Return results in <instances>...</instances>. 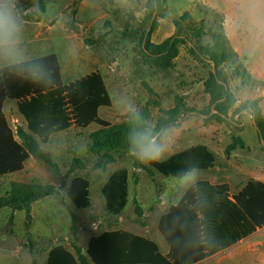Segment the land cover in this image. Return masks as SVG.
<instances>
[{"label": "rangeland", "instance_id": "rangeland-1", "mask_svg": "<svg viewBox=\"0 0 264 264\" xmlns=\"http://www.w3.org/2000/svg\"><path fill=\"white\" fill-rule=\"evenodd\" d=\"M150 5L151 0H114L113 4L107 0H84L79 5L74 0H16L18 20L33 23L37 17L41 23L35 33L25 37L26 49L34 50L35 47L43 55L57 54L66 84L95 71L102 74L112 101L111 107L100 110L103 120L117 125L124 122L129 113L148 112L151 115L150 128H154L162 111L174 108L181 97L188 112L177 126L167 129L170 145L163 161L179 151L206 145L217 159L216 168L211 174L195 172L194 179L168 180L160 175L151 179L144 170L134 168V159L129 156L128 149L110 152L109 157L89 152L90 136L99 130L98 125L86 129L72 127L54 135L44 150L59 166V173L44 162L30 159L22 171L0 178V197L11 191L13 183L50 184L58 189L56 195L34 205L29 231L25 211L16 212L13 223L10 222L11 209L0 211V249L4 246L26 249L27 264L31 258L38 264H47L49 251L58 245L73 250L76 243L86 253L90 239L107 229L120 228L148 235L147 213L150 207L155 206L154 202H162L163 198L173 202L178 200L179 193L184 194L180 188H188L197 180L209 177L221 182L226 181L229 174L231 177H239L240 174L242 178L243 165L247 174L264 173V147L258 129L250 115L237 112L242 102L255 96V86L242 84L232 75L231 67L225 66L230 77V89L238 103L229 112L226 122L208 123L216 111L206 114L210 109V97L205 92L204 83L213 67L191 53L198 29L204 32L201 43L205 46L213 44L210 31L215 29L218 20L205 11L238 13V19L242 20L239 25L245 21L243 29L248 33L249 43H252L256 35L252 25L264 27V0H167L165 19L160 20L159 28L152 34L154 44H162L174 35V21L186 13L191 18L183 23V35L190 42L179 47L180 55L174 61V68L165 71L143 64L138 44L124 36L133 23L129 16L143 19ZM102 36L105 40L100 45L86 42L95 43ZM262 44L260 51L250 53L260 60L264 53V42ZM0 61L3 66L10 62L2 56ZM8 103L6 111L11 127L15 131L18 127H26L16 104ZM234 138L242 139L244 145L239 144L227 157L225 151ZM232 156L235 158L231 161ZM76 158L81 159L86 167L69 173ZM120 169H127L130 174V201L122 216L114 217L106 208L102 191L110 176ZM134 173L140 177L138 184ZM76 179L90 183L91 206L86 210L77 209L69 198V190ZM137 205L143 209V217L136 214ZM72 214L77 217L75 232Z\"/></svg>", "mask_w": 264, "mask_h": 264}, {"label": "trees", "instance_id": "trees-1", "mask_svg": "<svg viewBox=\"0 0 264 264\" xmlns=\"http://www.w3.org/2000/svg\"><path fill=\"white\" fill-rule=\"evenodd\" d=\"M84 0H75L79 5ZM110 4L114 0H107ZM199 1V0H194ZM167 0H151L149 10L143 19L130 15L133 22L124 36L139 46V56L145 65L158 70H171L174 61L180 55L179 47L188 44L183 23L190 20L188 13L180 20L174 21L175 33L162 44L152 42V34L159 28L160 20L165 19ZM218 20L215 29L210 31L213 44L205 46L200 38L204 32L198 29L194 35L195 46L191 53L199 61L210 63L213 70L204 83L205 92L210 97V109L206 114H212L207 122H226L229 112L236 107L238 101L230 89V77L225 66L231 67L233 76L242 80L246 86L264 87L246 69L238 54L231 48L223 22L224 17L214 11H205ZM105 37H100L95 43L100 45ZM215 66V69H214ZM16 101L20 114L27 122V129L18 127L14 132L3 111L4 102ZM112 105L109 93L102 75L94 72L68 85L62 80L61 66L56 55L45 56L7 67L0 66V178L20 172L26 162L35 159L46 163L59 173V166L42 146L50 143L52 136L65 132L72 127L86 129L92 124L99 130L90 136L89 152L96 156L109 157L113 151L128 149L127 140L136 127L150 128L151 115L148 112L139 113L142 118L134 122V113H129L124 122L112 125L99 117L101 107ZM246 111L252 117L258 134L264 139V116L258 100H247L240 104L237 112ZM188 112L184 100L179 97L174 108L163 110L153 133L177 126L181 117ZM244 145L240 138H234L226 149L227 157ZM264 150V149H263ZM215 155L203 145L192 147L174 155L160 164L145 166L134 160V168L144 170L152 179L156 172L165 177L183 178L190 170H210L215 167ZM84 162L76 158L69 173L84 169ZM105 169V167H104ZM135 183L140 177L134 173ZM66 186V183H63ZM58 189L50 184L13 183L11 191L0 197V211L12 210L10 222H14L16 212L27 214V230L31 229L34 205L56 195ZM108 212L114 217H120L130 201V174L127 169L114 172L102 191ZM196 198L197 209L201 220L194 217L184 218L183 207ZM69 198L79 210L91 206L90 183L84 179L73 181L69 190ZM182 217H164L160 230L165 234L171 247V252L163 256L158 246L151 240L132 233L116 230L105 232L90 240L86 253L78 244H73L74 254L63 246L54 248L49 255L47 264H194L209 256L222 252L241 240L252 235L258 228L264 227V183L250 180L238 193L232 196L227 184L211 185L200 182L183 199L181 205L172 209ZM136 214L143 217V209L137 205ZM73 226L77 230V217L72 214ZM172 234L165 232L168 224ZM32 238L30 237V242ZM33 251V249H32ZM34 264H38L36 261Z\"/></svg>", "mask_w": 264, "mask_h": 264}, {"label": "crops", "instance_id": "crops-1", "mask_svg": "<svg viewBox=\"0 0 264 264\" xmlns=\"http://www.w3.org/2000/svg\"><path fill=\"white\" fill-rule=\"evenodd\" d=\"M220 15H222L224 17L223 28H224V32H225L227 38L229 39L231 48L238 54L240 59L243 61L246 69L251 73L252 77L254 79H256L257 81L264 83V53H262V60L255 58L254 56H252V54H250L252 52L260 51L261 48L263 47L262 43L264 42V27L261 25L259 26L257 24L252 25V28L255 29V31H256V35L253 37V42L249 43L248 33L246 32L245 29H243V25H244L245 21L242 22L241 25H239V23L242 20L238 19V16H239L238 13L231 12V11H225L223 14H220ZM18 21L21 24V25L19 24L20 25V33H19L20 43L18 46L19 50H20V57H19V60L17 62H13V61L9 60L10 62L8 63L7 66H11V65H15V64H19V63H23V62H27V61L36 60V59H39V58H42L45 56H50V55H56L58 58V61L60 63L59 57L55 53L49 54V55H43L35 47H33L34 50L26 49V43H25L26 38L25 37L29 34L35 33L37 30V26L41 25V23H39L38 18L37 17L34 18L32 20L33 23L21 21L20 19ZM39 34H40V32H38L37 36ZM0 66L1 67H7V66H3L1 64V61H0ZM95 72H98V71H95ZM62 73L63 72H62V68H61V74ZM92 73H94V72H92ZM92 73H90V74H92ZM90 74H88V75H90ZM62 80H63V83L65 85H68L64 82L63 74H62ZM103 80H104V77H103ZM104 83H105V80H104ZM105 86H106V83H105ZM106 88H107V86H106ZM254 89H255V92H254L255 96L250 98L249 100H258L259 101V105H260V108L262 110V114L264 116V100H263V98H264V87L255 86ZM107 91H108V88H107ZM8 102H14L16 104V107H17V103H16V101H13V100H7L4 102V105H3V111L5 114L6 120L9 124L10 128L14 132H16L11 127V125L9 123V119H8V115H7V111H6L7 106L9 104ZM111 103H112V101H111ZM102 108H109V107H101L98 111L99 117H100V110ZM17 110H18V107H17ZM18 112H19V110H18ZM244 112L246 113V111H244ZM19 114H20V112H19ZM21 117L25 120V118L22 115H21ZM250 119L252 121L251 116H250ZM25 122H26V120H25ZM253 124H255V123L253 122ZM92 125H96V124H92ZM92 125H90V126H92ZM22 128L27 129V122H26V127H22ZM50 142H51V140H50ZM203 146H206V145H203ZM206 147L209 149L208 146H206ZM42 148L44 149V146H42ZM186 150H188V149H186ZM186 150H183V151H186ZM183 151H179L175 154H172L171 156L167 157L166 160H164V161L169 160L174 155L181 153ZM234 158H235V156H232L230 160L232 161ZM250 161H248V162H250ZM216 164H217V159H216V163H215L214 168H212L210 170H195V172H198V171L210 172V174H211V172L216 168ZM263 165H264V162H263ZM243 166L244 167H243V171L241 174L242 178H240V174H238L239 177H237V176L231 177V175L229 174L227 176L226 181L224 180V181L218 182V181H213V179H210L208 177L205 180L195 181L188 188H180L181 190L184 191V194L179 193L180 196H179L178 200H176L174 202L171 200L164 199V198L162 199V202H160L159 200L155 201L154 202L155 206L150 207L148 209V213H147L148 222H149L147 224V229L149 230V231H147L149 233L148 235H144V234H141V233H138L135 231L133 232V231L124 230V229H120V228H115L113 230L107 229L103 233L121 230V231L132 233V234L139 236V237L149 239V240L153 241L158 246L159 251L163 256H167L171 252V247H170V245L166 239L165 234L162 233L160 230V225H161L162 219L164 217H169V220L171 218H175L176 220H179L182 217V215H179L178 212L172 213V209L179 207L181 205V202L183 201V199L188 195V193L190 191L194 190V188L200 182H209L211 185H214V186L227 184L230 188V194L232 196L240 193V191L248 184V182L250 180H257V181L264 183V173H256V174L250 175V174L245 173L246 172L245 171V165H243ZM12 175H14V174H12ZM157 175H160V176H162L168 180H171L172 178H174V177H165L162 174L156 172V176ZM247 175H250V176H248V178H247ZM235 178H239L242 180L238 179V181H237V180H235ZM245 178H247L246 181L244 180ZM174 179H179V178H174ZM182 179H184V178H181L180 180H182ZM183 213H184L183 214L184 218L194 217L198 220L202 219V216L200 215V213L197 209V202H196L195 197L193 198V200H191V203L189 202L183 207ZM164 229H165V232L167 234H172L173 230L171 228L170 221L168 222V224H165ZM103 233H101L97 236H100ZM93 237H96V236H93ZM89 243H90V241H89ZM58 246H63V245H58ZM58 246L53 247L49 251L48 258H49L50 252ZM88 246H89V244H88ZM63 247L65 248L66 251L74 254L73 250L68 249L65 246H63ZM31 252L33 254L34 251L31 250ZM28 260H29L28 259V251L24 248H11L8 246H4V248L0 249V264H27ZM34 262H35V259L31 258L30 264H34ZM194 264H264V227L258 228L252 235L241 240L236 245H234V246H232V247H230V248H228L222 252H219L217 254L209 256L208 258H206L202 261L195 262Z\"/></svg>", "mask_w": 264, "mask_h": 264}, {"label": "clouds", "instance_id": "clouds-1", "mask_svg": "<svg viewBox=\"0 0 264 264\" xmlns=\"http://www.w3.org/2000/svg\"><path fill=\"white\" fill-rule=\"evenodd\" d=\"M20 25L16 0H0V56L17 62L20 57ZM142 118L134 113V122ZM128 154L135 161L145 166L160 164L169 150L170 140L167 129L153 133L151 128L136 127L127 140ZM184 179H194L195 169L185 173Z\"/></svg>", "mask_w": 264, "mask_h": 264}, {"label": "water", "instance_id": "water-1", "mask_svg": "<svg viewBox=\"0 0 264 264\" xmlns=\"http://www.w3.org/2000/svg\"><path fill=\"white\" fill-rule=\"evenodd\" d=\"M214 69H215V66H214ZM261 143L263 144V147H264V139L262 138V136H261Z\"/></svg>", "mask_w": 264, "mask_h": 264}]
</instances>
